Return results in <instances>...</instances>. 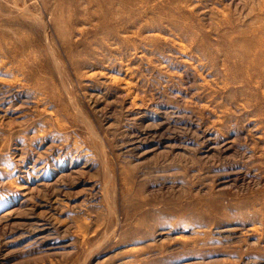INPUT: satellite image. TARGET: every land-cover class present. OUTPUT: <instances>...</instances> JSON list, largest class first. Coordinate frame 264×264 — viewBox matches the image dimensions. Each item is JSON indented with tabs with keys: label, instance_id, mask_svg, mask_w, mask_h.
<instances>
[{
	"label": "rangeland",
	"instance_id": "374dc122",
	"mask_svg": "<svg viewBox=\"0 0 264 264\" xmlns=\"http://www.w3.org/2000/svg\"><path fill=\"white\" fill-rule=\"evenodd\" d=\"M262 60L264 0H0V264H264Z\"/></svg>",
	"mask_w": 264,
	"mask_h": 264
},
{
	"label": "bare ground",
	"instance_id": "6f19581e",
	"mask_svg": "<svg viewBox=\"0 0 264 264\" xmlns=\"http://www.w3.org/2000/svg\"><path fill=\"white\" fill-rule=\"evenodd\" d=\"M262 61H264V60H262ZM262 61H261V62H262ZM261 64H263V62H262ZM263 67H264V66H263Z\"/></svg>",
	"mask_w": 264,
	"mask_h": 264
}]
</instances>
